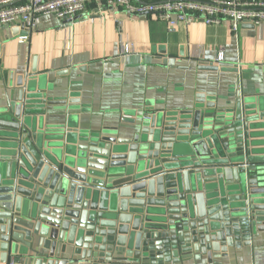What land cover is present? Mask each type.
<instances>
[{"label":"water","instance_id":"95a60500","mask_svg":"<svg viewBox=\"0 0 264 264\" xmlns=\"http://www.w3.org/2000/svg\"><path fill=\"white\" fill-rule=\"evenodd\" d=\"M16 86L0 109L2 264H211L264 234V93L239 78L109 136L45 124L65 101Z\"/></svg>","mask_w":264,"mask_h":264},{"label":"crops","instance_id":"0c3cea01","mask_svg":"<svg viewBox=\"0 0 264 264\" xmlns=\"http://www.w3.org/2000/svg\"><path fill=\"white\" fill-rule=\"evenodd\" d=\"M23 34L20 24H0V109L16 105L18 79L32 77L46 97L65 101L45 108L47 125L69 122L72 129L109 136L132 121L187 106L196 95L216 103L230 87L235 92L238 78L243 94L264 93V25L243 24L237 35L227 23H179L170 30L154 16L92 3L76 19L41 17L28 42L20 43ZM122 45L131 51L123 54ZM209 65L218 71L198 69ZM212 260L264 264V234L252 248L228 250L226 258L216 253ZM196 264L209 263L197 256Z\"/></svg>","mask_w":264,"mask_h":264},{"label":"built area","instance_id":"2783aa9c","mask_svg":"<svg viewBox=\"0 0 264 264\" xmlns=\"http://www.w3.org/2000/svg\"><path fill=\"white\" fill-rule=\"evenodd\" d=\"M92 3L121 8L129 15L154 16L166 23L170 30L179 23H227L232 34L237 35L243 24L253 27L264 25V0H0V24L22 25L24 34L18 40L25 43L36 31L41 17L50 15L59 20L76 19ZM121 51L127 54L131 47L122 45ZM223 58V53H218L216 62L223 61Z\"/></svg>","mask_w":264,"mask_h":264}]
</instances>
